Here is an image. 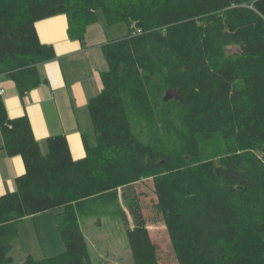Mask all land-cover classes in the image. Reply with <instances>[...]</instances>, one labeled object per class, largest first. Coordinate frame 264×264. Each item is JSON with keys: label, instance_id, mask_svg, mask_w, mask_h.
Segmentation results:
<instances>
[{"label": "trees", "instance_id": "obj_1", "mask_svg": "<svg viewBox=\"0 0 264 264\" xmlns=\"http://www.w3.org/2000/svg\"><path fill=\"white\" fill-rule=\"evenodd\" d=\"M98 12L130 35L103 49L104 87L88 106L97 142L84 158L73 159L64 136L43 154L29 118H10L0 97L4 150L26 167L16 191L0 195V264H13L21 221L48 211L65 250L26 264H93L81 215L92 202L119 205L120 190L146 181L178 264H264V0H0V75L21 96L37 88L39 66L56 53L36 23L66 14L82 40ZM170 91L178 143L163 150L133 122L138 113L154 122L152 100L165 106ZM217 134L225 154L215 164L202 141ZM138 213L128 232L134 263L160 264Z\"/></svg>", "mask_w": 264, "mask_h": 264}, {"label": "crops", "instance_id": "obj_2", "mask_svg": "<svg viewBox=\"0 0 264 264\" xmlns=\"http://www.w3.org/2000/svg\"><path fill=\"white\" fill-rule=\"evenodd\" d=\"M103 18L98 13V22L87 28L82 40L70 35L66 14L38 21L36 30L40 41L53 46L56 58L39 66L43 83L24 96L20 95L13 81L6 75H0V88L5 90L1 98L8 116L29 118L34 137L43 154L48 153V139L57 136L66 138L74 160L86 156L87 146L96 145V134L88 106L89 101L104 87L102 73L108 70V63L103 49L128 35V29L110 27ZM116 31L119 33L117 36ZM25 172L21 156L10 157L6 154L0 130V195L16 191V179ZM45 213L55 215L53 211ZM42 214L44 213L27 218L37 219ZM51 221L56 226L55 219ZM41 226L44 228L43 224ZM52 231L55 237L54 226ZM56 231L57 238L58 230ZM55 251L52 254L51 251L46 253V256H56L64 252V248ZM29 257L32 258L29 255L26 260Z\"/></svg>", "mask_w": 264, "mask_h": 264}, {"label": "rangeland", "instance_id": "obj_3", "mask_svg": "<svg viewBox=\"0 0 264 264\" xmlns=\"http://www.w3.org/2000/svg\"><path fill=\"white\" fill-rule=\"evenodd\" d=\"M98 13L104 17L102 12ZM103 19L109 25L105 17ZM109 26L128 29L124 23ZM127 32L128 37L129 29ZM118 34L116 31L115 36ZM236 51L237 48L232 47L228 49L227 54ZM165 96L167 97L165 106L156 100L151 102V114L154 122L149 121L142 113H138V117H134L133 127L136 134L144 140L154 143L160 149L170 150L175 148L178 143L174 132V126L177 123L172 114L174 107L177 106V99L176 94L171 91ZM202 152L204 161H213L218 164V159L225 154V145L221 135L217 134L212 139L203 140ZM257 154L264 162V150L257 151ZM124 192L127 193L129 201L124 198ZM119 194V205L106 206L102 202H92L88 211L80 217L93 264H135L128 232L135 228L137 212L144 217L145 227L150 232L152 240L159 246L160 264H178L166 226L155 211L156 195L152 182L137 183L127 189L120 190ZM128 202L133 204L129 205ZM50 214L52 213H44L37 219L27 218L19 226L20 232L13 242L14 248L10 252L13 264H26L29 255L35 260H41L46 258V253L48 254L50 251L52 254L59 248L65 250L57 223L56 226L55 223L51 224L52 219L56 221V215ZM41 224L44 225V228ZM53 226L55 237L52 231ZM56 230H58L57 238Z\"/></svg>", "mask_w": 264, "mask_h": 264}, {"label": "built area", "instance_id": "obj_4", "mask_svg": "<svg viewBox=\"0 0 264 264\" xmlns=\"http://www.w3.org/2000/svg\"><path fill=\"white\" fill-rule=\"evenodd\" d=\"M5 93V90L3 88H0V97H2Z\"/></svg>", "mask_w": 264, "mask_h": 264}, {"label": "water", "instance_id": "obj_5", "mask_svg": "<svg viewBox=\"0 0 264 264\" xmlns=\"http://www.w3.org/2000/svg\"><path fill=\"white\" fill-rule=\"evenodd\" d=\"M167 98V97H166Z\"/></svg>", "mask_w": 264, "mask_h": 264}]
</instances>
